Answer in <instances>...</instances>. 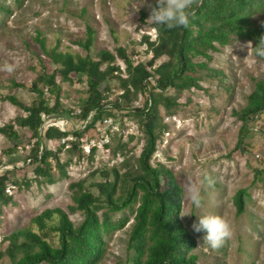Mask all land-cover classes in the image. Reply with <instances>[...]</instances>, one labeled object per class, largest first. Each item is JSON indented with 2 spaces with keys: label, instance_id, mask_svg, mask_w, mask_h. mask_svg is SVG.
Listing matches in <instances>:
<instances>
[{
  "label": "rangeland",
  "instance_id": "obj_1",
  "mask_svg": "<svg viewBox=\"0 0 264 264\" xmlns=\"http://www.w3.org/2000/svg\"><path fill=\"white\" fill-rule=\"evenodd\" d=\"M155 4L156 0H0V128L11 125L20 137L15 141L0 133V158L17 143L21 149L15 156L22 159L33 144L29 129L20 125V117H26L27 113L7 97L14 95L31 106L38 100L37 93L31 90L38 76L61 68L42 51L36 38L44 39L49 50L56 48L58 52L84 56L85 50L77 43L86 40L87 27L91 26L95 32L93 58L97 59L102 50L116 54L117 48L123 46L130 52H138L136 62H144L150 56L143 53L146 45L142 44V37L157 38L152 24L147 23ZM136 5L138 10L134 8ZM142 12L146 13L145 23H141ZM263 17L258 13L253 20L259 25ZM248 42L236 39L225 46L217 45L212 60L207 61L208 67L222 72V76L215 77L207 71L195 73L202 89L178 95L180 106L176 115L167 119L166 109L163 105L159 107L166 130L151 162L162 163L171 170L182 189L190 176L202 193L201 207L197 209L185 199L182 210L192 214L181 216L184 226L196 239L197 264H264V119L251 124L254 133L238 149L242 122L233 115L234 110L247 105L255 80L264 77V59L256 55L254 47L248 56ZM198 61L206 60L202 57ZM118 65L124 68L122 61ZM57 82L62 86L66 106L76 108L78 100L87 98L86 82L79 81L74 74L68 79L58 76ZM42 87L40 84L39 88ZM121 93L118 81L112 82L111 99ZM136 95L131 96L133 102L143 106L145 97ZM165 95L174 97L176 92L169 90ZM118 119L121 124L128 121L137 125V132L114 140L110 148L98 149L93 155H70L66 149H60L58 142H47V147L58 150L60 159L67 162L66 175L54 169L51 178H40L34 173L36 166L31 165L10 176L16 185H11V193L6 192L12 201L0 205V252L3 253L0 264L11 263L5 253L9 246L7 237L24 227L37 231L31 219L45 209H64L76 226L83 221V212L71 209L75 204L72 182L86 180L88 189L90 184L103 180V171L115 168L124 173L137 168L146 136L127 115ZM70 126L69 130L81 128L82 121L73 118ZM239 189L247 191L241 215H237L234 202ZM92 191L98 194L95 188ZM104 211L100 209L98 214L102 216ZM205 213L220 215L230 225L231 235L219 248L204 245L203 233L192 228L198 215ZM112 218L115 222L122 218L129 221L122 229L106 234V254L98 264H129L132 253L128 250V240L134 213L122 210ZM48 240L57 244L55 235Z\"/></svg>",
  "mask_w": 264,
  "mask_h": 264
},
{
  "label": "trees",
  "instance_id": "obj_2",
  "mask_svg": "<svg viewBox=\"0 0 264 264\" xmlns=\"http://www.w3.org/2000/svg\"><path fill=\"white\" fill-rule=\"evenodd\" d=\"M190 11L192 16L187 28L152 24L157 38L142 37L141 42L146 45L143 53L145 57L150 56L144 62H136L138 52H130L123 46L117 48L116 54L102 50L97 59L93 58L95 32L91 26L87 27L86 40L77 43L85 50L84 56L58 52L56 48L49 50L44 39L36 38L42 51L61 68L52 74L38 76L31 86L38 100L31 106L14 95L7 97L27 113L26 117H20V125L29 129L33 144L22 159L15 156L21 149L17 143L5 151L4 158H0V163L14 165L13 169L0 175V205L12 201L6 189L11 185L15 187L16 182L10 176L22 167L35 165L36 176L45 179L51 178L54 169L66 175L67 162L60 159L58 150L48 148L47 142H58L60 149H66L70 155H93L98 149L92 148L87 154L82 146L98 137L99 122L103 118L113 117L118 121L120 115L136 121L146 141L137 168L124 173L115 168L103 171V180L90 184L88 189L85 188L86 180L70 184L75 202L71 209L84 214L79 225L74 224L64 209L48 208L31 219L37 231L32 227L13 231L7 237L9 246L5 252L10 264H98L106 254V234L122 229L129 221L122 218L115 222L113 214L127 209L134 213L128 240V250L132 253L129 264L198 263L194 253L196 239L179 214L183 189L164 164L151 162L166 130L159 107L164 106L168 117L174 116L180 106L178 95L187 90L202 89L195 73L207 71L209 75L222 76V72L208 67L217 45L225 46L236 39L252 41L254 46L258 44L259 38L264 36V17L259 25L253 18L258 13L264 16V0H190ZM140 18L141 23H145L146 13L142 12ZM254 51L256 53L255 47ZM202 57L206 61H198ZM118 61L123 62V69ZM72 74L88 87L87 98L78 100L76 108L65 105L62 86L57 82L58 76L68 79ZM114 81H118L122 93L111 99L110 84ZM40 84L42 88H39ZM17 86L23 87L22 84ZM169 90H174L176 95L166 96ZM137 93L145 97L143 106L138 107L133 102L131 96L135 97ZM246 100L244 108L233 111L242 122L238 149L245 146L246 139L254 133L251 124L264 119V77L255 80V88ZM77 109H81L80 114H75ZM92 112L93 116L84 128L63 131L50 126L44 136L41 135L46 118H75L84 122ZM0 133L15 141L20 139L11 125L0 128ZM70 135L74 140L67 148L61 140ZM116 139L123 137L114 135L106 148H110ZM19 160L23 165L16 166ZM94 188L98 194L93 193ZM246 193V189H239L234 196L237 215L244 213ZM100 209H105L102 216L98 214ZM54 235L57 244L48 240Z\"/></svg>",
  "mask_w": 264,
  "mask_h": 264
},
{
  "label": "clouds",
  "instance_id": "obj_3",
  "mask_svg": "<svg viewBox=\"0 0 264 264\" xmlns=\"http://www.w3.org/2000/svg\"><path fill=\"white\" fill-rule=\"evenodd\" d=\"M136 5L134 8H137ZM190 0H156L155 6L152 7L147 23L156 26L184 27L190 25ZM255 47L256 55L264 57V36L259 38L258 44L253 46V42H248L249 54ZM187 199L195 208L199 209L202 203V193L200 187L193 182L192 178L188 176L187 182L183 185V200L180 216L192 214L191 212H184L183 202ZM192 228L197 233H203V244L213 249L219 248L224 241L230 237L231 228L225 218L214 213L199 214L197 219L193 221Z\"/></svg>",
  "mask_w": 264,
  "mask_h": 264
},
{
  "label": "built area",
  "instance_id": "obj_4",
  "mask_svg": "<svg viewBox=\"0 0 264 264\" xmlns=\"http://www.w3.org/2000/svg\"><path fill=\"white\" fill-rule=\"evenodd\" d=\"M154 30V29H153ZM109 94V92H107ZM81 109H77L75 114H80ZM93 116V112L90 113L86 121H82V126L81 128H84L89 121L91 120ZM167 119H170L167 117ZM71 120L70 118H46L43 129H48L50 126H57L63 131L69 130V127L71 125ZM138 130L137 125L131 122H124L123 124L119 123L117 120H115L113 117H105L99 122V127H98V137L92 138L89 140L87 143H85L83 147V151H85L87 154H90V150L92 148L96 149H101L104 150L107 145L111 143L112 137L114 135L122 136L123 138H127L131 134H135ZM74 140V137L70 135V137L63 138L61 140V143L65 145L67 148L71 146V141ZM23 165V162L22 164ZM18 163H16V166H21ZM14 165L13 164H8L6 162L0 163V172H4L9 169H13ZM12 186H9L6 189L7 193H11Z\"/></svg>",
  "mask_w": 264,
  "mask_h": 264
},
{
  "label": "water",
  "instance_id": "obj_5",
  "mask_svg": "<svg viewBox=\"0 0 264 264\" xmlns=\"http://www.w3.org/2000/svg\"><path fill=\"white\" fill-rule=\"evenodd\" d=\"M44 133H45V129H42V132H41L42 137L44 136Z\"/></svg>",
  "mask_w": 264,
  "mask_h": 264
},
{
  "label": "crops",
  "instance_id": "obj_6",
  "mask_svg": "<svg viewBox=\"0 0 264 264\" xmlns=\"http://www.w3.org/2000/svg\"><path fill=\"white\" fill-rule=\"evenodd\" d=\"M71 127V126H70Z\"/></svg>",
  "mask_w": 264,
  "mask_h": 264
}]
</instances>
